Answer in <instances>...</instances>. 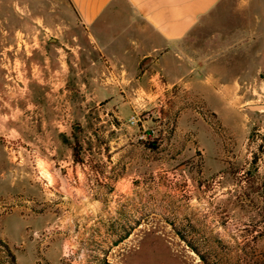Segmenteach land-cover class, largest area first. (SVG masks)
I'll return each instance as SVG.
<instances>
[{
    "label": "rangeland",
    "instance_id": "obj_1",
    "mask_svg": "<svg viewBox=\"0 0 264 264\" xmlns=\"http://www.w3.org/2000/svg\"><path fill=\"white\" fill-rule=\"evenodd\" d=\"M241 1L156 83L111 78L67 0H0V220L65 246L34 264H264V0Z\"/></svg>",
    "mask_w": 264,
    "mask_h": 264
},
{
    "label": "crops",
    "instance_id": "obj_2",
    "mask_svg": "<svg viewBox=\"0 0 264 264\" xmlns=\"http://www.w3.org/2000/svg\"><path fill=\"white\" fill-rule=\"evenodd\" d=\"M233 1V0H229ZM88 49L114 69L111 78L121 81L144 77L156 82L158 76L169 81L185 83L183 72L187 65L184 43L186 38L205 20L204 28L217 20V10L228 0H67ZM248 1L242 0L245 4ZM107 63V64H108ZM200 67V66H199ZM198 67L189 71V84L209 83L201 76ZM207 68H209L207 66ZM201 72V71H200ZM195 74L194 76L191 74ZM157 83V82H156ZM155 83V84H156ZM170 83V82H169ZM11 231L0 220V264H9L6 246L19 264V254L24 253V243L30 237V252L36 242L41 249L46 246L48 260L64 255V243L51 232L40 235L32 224H16ZM54 226H51L53 228ZM55 237L52 239V237ZM37 240V241H36ZM27 250V249H26Z\"/></svg>",
    "mask_w": 264,
    "mask_h": 264
},
{
    "label": "trees",
    "instance_id": "obj_3",
    "mask_svg": "<svg viewBox=\"0 0 264 264\" xmlns=\"http://www.w3.org/2000/svg\"><path fill=\"white\" fill-rule=\"evenodd\" d=\"M154 148H156V147H154ZM74 157L76 158V161H78V160H80V159H77L78 158V156H77V153H74ZM82 160H80V162H81ZM127 235H128V233H125V235L123 236V237H121L117 242H121L124 238H126L127 237ZM183 238V237H182ZM1 243V242H0ZM116 244H118V243H116ZM188 245L195 251V252H197L198 254H200L199 253V251H198V249L196 248V247H194V245L193 244H191V243H188ZM5 248H6V253H7V256L9 257V264H15V257H14V255L9 251V249L6 247V246H4ZM201 257H202V259L204 260V261H206V258L203 256V255H201ZM102 264H109V263H107L105 260L102 262Z\"/></svg>",
    "mask_w": 264,
    "mask_h": 264
},
{
    "label": "water",
    "instance_id": "obj_4",
    "mask_svg": "<svg viewBox=\"0 0 264 264\" xmlns=\"http://www.w3.org/2000/svg\"><path fill=\"white\" fill-rule=\"evenodd\" d=\"M248 109L253 112L264 113V104L250 105Z\"/></svg>",
    "mask_w": 264,
    "mask_h": 264
}]
</instances>
